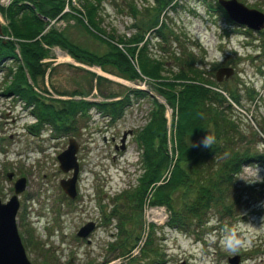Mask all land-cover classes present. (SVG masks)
Masks as SVG:
<instances>
[{
  "label": "rangeland",
  "instance_id": "374dc122",
  "mask_svg": "<svg viewBox=\"0 0 264 264\" xmlns=\"http://www.w3.org/2000/svg\"><path fill=\"white\" fill-rule=\"evenodd\" d=\"M93 1L99 2V27L105 33L126 38L143 34L137 48L148 43L146 53L166 60L167 68L172 64V51L183 57L192 53L205 77L216 83L211 87L223 92L233 106L224 113L236 125L229 132L235 145L264 152V133L259 126L264 125V27L255 31L233 22L217 9V0H171L164 5H157L156 0ZM238 1L264 13V0ZM84 3L85 0H65L62 13L69 15L48 21L45 31L53 28L79 47L103 54L109 50L108 45L93 37L79 19ZM130 3L136 10L134 16L130 14ZM0 21L7 28L3 16ZM83 22L87 23L85 18ZM44 47L50 55L42 60L48 65L44 82L39 79L36 89L47 99L109 101L122 96L127 88L145 89L150 96L134 98L114 121L92 108L78 120L74 133L55 137L48 126L38 133L31 132L36 118L30 109L2 92L5 66L15 62L4 63L0 69V197L2 201L9 199L13 181L26 177L27 188L18 195L16 222L26 254L34 264H230L228 258L235 255H239L238 264H264V232L254 234L251 247L236 252L221 244L228 229L247 232L246 222L261 225L264 163L244 165L234 176L230 186L235 192L230 191L227 199L232 205V197L238 200L237 209L232 206L233 216L216 207L201 222H193L186 229L170 227L169 211L163 205L151 204L149 194L143 196L141 206L137 200L133 205L122 195L135 189L143 173L135 135L148 120L151 96L166 106L170 156L175 154L171 138L173 109L145 76L128 80L98 65L75 60L57 45ZM137 58L135 55L134 66L139 70ZM228 66L234 68V73L218 81L217 69ZM99 69L118 80L98 73ZM176 69L173 67V71ZM97 75L106 78L99 85ZM75 90L80 94L71 95ZM230 91L239 94L238 103L233 102ZM128 130L131 133L121 149L120 139ZM209 133L191 137L189 143L201 141ZM69 138L78 144L74 198H69L60 186V180L70 177L71 171L63 172L57 160ZM114 143L119 147L115 148ZM7 172H14L12 179H8ZM168 174L167 168L163 177ZM192 190L175 191V206L188 201ZM89 221L95 223L94 229L84 238L77 236L79 228ZM150 235L156 254L142 250ZM123 251L128 252L121 255Z\"/></svg>",
  "mask_w": 264,
  "mask_h": 264
},
{
  "label": "trees",
  "instance_id": "16d2710c",
  "mask_svg": "<svg viewBox=\"0 0 264 264\" xmlns=\"http://www.w3.org/2000/svg\"><path fill=\"white\" fill-rule=\"evenodd\" d=\"M64 1L13 0L7 7H0V14L8 24L7 28L1 26L0 69L6 62H15L5 66L6 84L2 92L17 98L25 108L30 109L36 118L30 131L38 133L43 126H48L55 137L74 133L78 120L84 118L92 108L114 121L123 115L134 98L150 96L145 89L127 88L122 96L109 101L47 99L36 89L39 79L44 82L48 65L42 60L50 55L44 45H57L75 60L98 65L128 80L144 79L145 76L147 82L173 109L171 138L175 154L170 156L167 151L166 106L155 96H151L148 120L135 135L140 148L139 163L143 173L135 189L125 192L122 197L133 205L135 199L141 206L143 196L149 194L151 204L163 205L169 211L167 225L178 229H186L193 222H201L211 208L220 207L223 213L231 215L238 203L234 197L230 198L233 205L227 201L230 191L235 192L230 186L234 176L244 165L255 161L264 163V152L235 145L229 132L236 125L224 113L226 108L233 106L227 102L222 92L211 87L216 86V83L206 78L198 68L200 62L190 52L183 57L172 51L169 71L166 60L153 58L146 53L148 43L143 42L137 48L143 34L126 38L105 33L99 27V2L93 0H85V10L83 14L79 11V19L93 37L108 45L109 50L97 54L79 47L62 32L53 28L45 31L48 21L69 15L62 13ZM156 1L157 5H164L171 0ZM217 9L228 16L222 6L217 5ZM129 10L134 16L136 10L133 3L129 4ZM84 18L87 23L83 22ZM155 32L158 33L156 30ZM135 55L138 57L139 70L134 66ZM108 65L112 68L107 67ZM173 67H177L176 71H173ZM96 79L99 85L106 78L97 75ZM75 94L80 92L75 90L71 93ZM230 96L233 102H239L237 92L230 91ZM225 102L227 104L223 105ZM259 126L264 133V125ZM209 128L214 137L211 148L203 145L192 147L189 138L209 133ZM167 168L169 174L163 177ZM191 187L192 197L176 207L173 197L175 191L188 189L189 192ZM232 206H236L234 210ZM142 250L157 253L151 235L146 239ZM127 252L123 251L121 255Z\"/></svg>",
  "mask_w": 264,
  "mask_h": 264
},
{
  "label": "water",
  "instance_id": "95a60500",
  "mask_svg": "<svg viewBox=\"0 0 264 264\" xmlns=\"http://www.w3.org/2000/svg\"><path fill=\"white\" fill-rule=\"evenodd\" d=\"M217 2L223 7L233 22L239 25H246L255 31H259L264 27V13L262 11L247 7L238 0H217ZM233 73V67H219L216 71V79L221 81ZM128 133H131V130L123 132L120 139L121 149L124 148V142ZM77 151L78 144L76 140L69 138L67 147L57 155L59 168L63 172L71 171L70 177L60 180V186L69 198H74L77 194L76 182L79 173ZM6 175L8 179H12L14 172H7ZM26 188L27 179L24 176H20L13 181V194L9 199L2 201L0 197V264H34L26 254L16 222V215L20 207L18 195ZM94 227L93 221L83 224L77 231V236L82 238L88 236ZM239 259V255H235L229 257L228 261L230 264H238Z\"/></svg>",
  "mask_w": 264,
  "mask_h": 264
},
{
  "label": "clouds",
  "instance_id": "9594fccd",
  "mask_svg": "<svg viewBox=\"0 0 264 264\" xmlns=\"http://www.w3.org/2000/svg\"><path fill=\"white\" fill-rule=\"evenodd\" d=\"M214 143V137L209 133L201 141L192 144V147H199L201 144L205 148H211ZM247 232H238L235 229H228L221 240L222 246L231 252L239 251L241 248H249L252 245L254 234L264 232V218L259 227L252 223L246 222Z\"/></svg>",
  "mask_w": 264,
  "mask_h": 264
},
{
  "label": "built area",
  "instance_id": "2783aa9c",
  "mask_svg": "<svg viewBox=\"0 0 264 264\" xmlns=\"http://www.w3.org/2000/svg\"><path fill=\"white\" fill-rule=\"evenodd\" d=\"M12 0H0V6H8Z\"/></svg>",
  "mask_w": 264,
  "mask_h": 264
},
{
  "label": "bare ground",
  "instance_id": "6f19581e",
  "mask_svg": "<svg viewBox=\"0 0 264 264\" xmlns=\"http://www.w3.org/2000/svg\"><path fill=\"white\" fill-rule=\"evenodd\" d=\"M98 73H100V74H103V75H105V76H108V77H111V78H115V79H117L118 80V78H116L115 76H112V75H110V74H108V73H105V72H103L102 70H96ZM119 80H121V79H119Z\"/></svg>",
  "mask_w": 264,
  "mask_h": 264
},
{
  "label": "flooded vegetation",
  "instance_id": "af4514ba",
  "mask_svg": "<svg viewBox=\"0 0 264 264\" xmlns=\"http://www.w3.org/2000/svg\"><path fill=\"white\" fill-rule=\"evenodd\" d=\"M114 147L115 148H118L119 147V144L118 143H114ZM95 224V223H94Z\"/></svg>",
  "mask_w": 264,
  "mask_h": 264
}]
</instances>
